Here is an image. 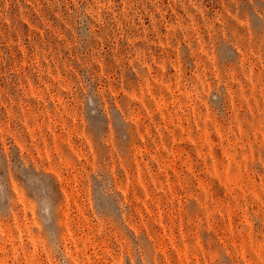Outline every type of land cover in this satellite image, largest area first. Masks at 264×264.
I'll return each mask as SVG.
<instances>
[{
    "label": "rangeland",
    "instance_id": "obj_1",
    "mask_svg": "<svg viewBox=\"0 0 264 264\" xmlns=\"http://www.w3.org/2000/svg\"><path fill=\"white\" fill-rule=\"evenodd\" d=\"M0 264H264V0H0Z\"/></svg>",
    "mask_w": 264,
    "mask_h": 264
}]
</instances>
